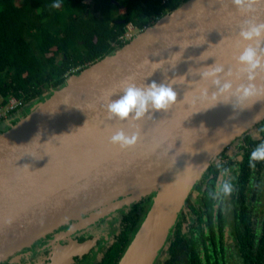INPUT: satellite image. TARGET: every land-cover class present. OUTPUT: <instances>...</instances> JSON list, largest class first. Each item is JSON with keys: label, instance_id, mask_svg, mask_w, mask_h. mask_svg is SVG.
Masks as SVG:
<instances>
[{"label": "water", "instance_id": "95a60500", "mask_svg": "<svg viewBox=\"0 0 264 264\" xmlns=\"http://www.w3.org/2000/svg\"><path fill=\"white\" fill-rule=\"evenodd\" d=\"M247 19L264 22V0L247 14L232 0H187L0 133V262L85 211L110 203L77 227L154 192L117 263L154 264L211 162L264 119V100L243 110L212 106L215 89L199 75L218 64L222 82H241L235 57L248 43L256 46L238 37ZM129 78L137 85L174 81L176 102L138 121L108 119L109 93L117 99ZM255 83L264 84V71ZM205 87L209 97L200 95ZM118 130L138 132L136 143L111 144ZM78 253L64 249L50 264H71Z\"/></svg>", "mask_w": 264, "mask_h": 264}, {"label": "trees", "instance_id": "16d2710c", "mask_svg": "<svg viewBox=\"0 0 264 264\" xmlns=\"http://www.w3.org/2000/svg\"><path fill=\"white\" fill-rule=\"evenodd\" d=\"M185 1L92 0V8L85 9L83 0H60L59 8L51 7L56 0H0V96L24 103L10 125L126 45L128 41L120 38L128 25L135 31L152 26ZM25 105L29 109L24 110ZM234 141L236 158L224 149L211 162L193 186L154 264H227L217 258L219 253L225 257L224 236L238 255L235 264H264V161L256 162L255 168L248 164L250 152L264 141V119ZM217 163L231 170L226 177L233 183L228 209L224 199L211 197L220 181ZM153 195L120 211L118 227L99 264L118 263Z\"/></svg>", "mask_w": 264, "mask_h": 264}, {"label": "clouds", "instance_id": "9594fccd", "mask_svg": "<svg viewBox=\"0 0 264 264\" xmlns=\"http://www.w3.org/2000/svg\"><path fill=\"white\" fill-rule=\"evenodd\" d=\"M260 0H232V4L240 13L247 14L254 11V5ZM52 8L60 7V0H56L51 5ZM240 40L245 42H255L256 46L248 43L239 54L235 57L237 65L241 71L245 73V77L239 83L225 79L223 82L218 74L223 71V66L212 64L203 67V71L199 72L202 80H210L212 87L215 89L211 92L210 99L218 102L231 104L234 109H245L250 107L258 100H264V84L257 85L255 83L258 71H264V22H255L247 19L242 22L238 32ZM174 81L168 83H143L137 85L131 82V78L124 82L120 88V95L117 99H111L112 93L105 104L107 118L119 119L121 121L132 120L138 121L142 119L146 113L152 111L168 110L176 102L177 93L173 90ZM202 97H209L207 87L200 90ZM249 102H252L251 104ZM139 133L134 132L127 134L123 130H118L109 137V142L118 145L120 149L133 146ZM264 161V141L259 143L249 154V167L255 168L256 162ZM216 167L221 169L220 181L216 185V189L211 193L213 199L221 200L231 196L233 192V183L228 177L231 171L228 168H222L220 163Z\"/></svg>", "mask_w": 264, "mask_h": 264}, {"label": "flooded vegetation", "instance_id": "af4514ba", "mask_svg": "<svg viewBox=\"0 0 264 264\" xmlns=\"http://www.w3.org/2000/svg\"><path fill=\"white\" fill-rule=\"evenodd\" d=\"M86 2L87 0H83L85 9H91L92 0H89L87 5ZM114 3L116 4V2ZM25 107H27V105H25L24 108ZM11 119L0 127V130L10 125ZM122 199L123 197L118 198L119 201ZM107 204L94 207L84 213H81L79 216L69 220L52 232L46 234L44 237L33 242L30 246L21 249L12 256L7 257L5 260L1 261L0 264H50L54 254L64 249L79 250L78 255H74L72 257L71 264H99L102 252L113 238V235L118 227L120 211L126 207L110 212L107 215L96 219L92 223L85 225L84 227L80 228L77 226L86 222L88 218L98 212L100 208L107 206ZM224 219L226 222L228 221V215L226 213H224ZM216 237L215 242L217 243L219 241V237ZM223 241V250H226L225 257L223 258L219 253L217 254V258L222 259L223 262L226 261L227 263L228 256L230 255V252L234 250V246H230L227 243L228 239L226 236ZM233 257L234 255H230V258Z\"/></svg>", "mask_w": 264, "mask_h": 264}, {"label": "built area", "instance_id": "2783aa9c", "mask_svg": "<svg viewBox=\"0 0 264 264\" xmlns=\"http://www.w3.org/2000/svg\"><path fill=\"white\" fill-rule=\"evenodd\" d=\"M144 29V28H143ZM135 31L131 25L127 26L126 33L120 38L123 41H129L131 38L135 36L130 35V32ZM141 30H138L140 32ZM136 33V34H137ZM24 105L21 98H16L13 96H9L3 98L0 96V124L8 122L11 117L18 112L20 108Z\"/></svg>", "mask_w": 264, "mask_h": 264}, {"label": "rangeland", "instance_id": "374dc122", "mask_svg": "<svg viewBox=\"0 0 264 264\" xmlns=\"http://www.w3.org/2000/svg\"><path fill=\"white\" fill-rule=\"evenodd\" d=\"M136 33H137V31H132V32H130V35H136ZM25 109H29L28 107H25L24 108V110ZM30 111H28V113H29ZM7 128V127H6ZM6 128H3V129H1V130H7ZM3 131V132H4ZM235 140V139H234ZM234 140H232L224 149L226 150L227 149V152H228V154L230 155V157L231 158H233V159H235L236 158V156H237V152H236V149H234L233 147V142H234V144H235V142L236 141H234ZM230 197L231 196H229V197H226V198H224V202H225V205H226V207H225V209H228L229 207H231V204H230ZM232 219V217H228V220L230 221ZM231 222V221H230ZM225 237V236H224ZM230 255H234V257L233 258H230ZM230 255L228 256V259H227V264H235L236 262H238L237 261V254H236V251H235V249L232 251V252H230Z\"/></svg>", "mask_w": 264, "mask_h": 264}, {"label": "bare ground", "instance_id": "6f19581e", "mask_svg": "<svg viewBox=\"0 0 264 264\" xmlns=\"http://www.w3.org/2000/svg\"><path fill=\"white\" fill-rule=\"evenodd\" d=\"M210 154H211V152L204 154L205 158L208 157Z\"/></svg>", "mask_w": 264, "mask_h": 264}]
</instances>
